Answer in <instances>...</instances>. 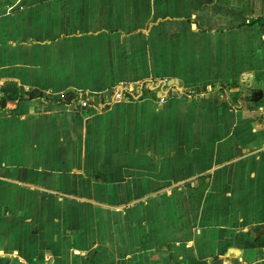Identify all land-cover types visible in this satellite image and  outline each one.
<instances>
[{"label":"crops","instance_id":"1","mask_svg":"<svg viewBox=\"0 0 264 264\" xmlns=\"http://www.w3.org/2000/svg\"><path fill=\"white\" fill-rule=\"evenodd\" d=\"M0 264H264V0H0Z\"/></svg>","mask_w":264,"mask_h":264},{"label":"built area","instance_id":"2","mask_svg":"<svg viewBox=\"0 0 264 264\" xmlns=\"http://www.w3.org/2000/svg\"><path fill=\"white\" fill-rule=\"evenodd\" d=\"M122 98H123V97H122L121 92L118 91V92L116 93V95H115V100H116V101H120V100H122ZM80 105H81L82 107H86V106H87V102H85V101H81V102H80Z\"/></svg>","mask_w":264,"mask_h":264},{"label":"trees","instance_id":"3","mask_svg":"<svg viewBox=\"0 0 264 264\" xmlns=\"http://www.w3.org/2000/svg\"><path fill=\"white\" fill-rule=\"evenodd\" d=\"M72 98H73V95L67 94L65 96V102L68 103V104H70L72 102V100H73Z\"/></svg>","mask_w":264,"mask_h":264}]
</instances>
